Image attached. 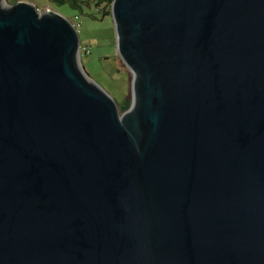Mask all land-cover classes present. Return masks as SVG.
<instances>
[{"label": "water", "instance_id": "1", "mask_svg": "<svg viewBox=\"0 0 264 264\" xmlns=\"http://www.w3.org/2000/svg\"><path fill=\"white\" fill-rule=\"evenodd\" d=\"M111 13L125 121L69 19L0 9V264H264V0Z\"/></svg>", "mask_w": 264, "mask_h": 264}, {"label": "rangeland", "instance_id": "2", "mask_svg": "<svg viewBox=\"0 0 264 264\" xmlns=\"http://www.w3.org/2000/svg\"><path fill=\"white\" fill-rule=\"evenodd\" d=\"M18 1L34 4L40 14L59 13L76 26L81 50L80 61H75L76 68L90 85L95 86L96 82L110 94L116 100L120 114L123 115L130 107L122 112L121 103L128 98L131 106L134 99V73L120 55L117 31L109 7L97 6L95 3L77 7L68 2L59 4L51 0H2L0 9L7 13L9 5ZM86 50H89V54ZM137 121L133 119L131 124L126 121L131 131Z\"/></svg>", "mask_w": 264, "mask_h": 264}, {"label": "trees", "instance_id": "3", "mask_svg": "<svg viewBox=\"0 0 264 264\" xmlns=\"http://www.w3.org/2000/svg\"><path fill=\"white\" fill-rule=\"evenodd\" d=\"M51 1H56L59 4L68 2L70 5L72 6H82L84 4H90V3H95V5L99 6V5H105L107 7H109V10L111 12V5L113 0H51ZM130 107V101L128 98H125L123 103H121V107L120 110L123 112L125 110H127Z\"/></svg>", "mask_w": 264, "mask_h": 264}, {"label": "bare ground", "instance_id": "4", "mask_svg": "<svg viewBox=\"0 0 264 264\" xmlns=\"http://www.w3.org/2000/svg\"><path fill=\"white\" fill-rule=\"evenodd\" d=\"M136 103L137 102H135V105H136ZM135 109L133 108L131 111H129V112H127L126 114H124L123 116H122V121H125L126 119H128L129 117H131L132 115H133V111H134Z\"/></svg>", "mask_w": 264, "mask_h": 264}, {"label": "built area", "instance_id": "5", "mask_svg": "<svg viewBox=\"0 0 264 264\" xmlns=\"http://www.w3.org/2000/svg\"><path fill=\"white\" fill-rule=\"evenodd\" d=\"M80 53H81V50H80ZM86 53L89 54V50H86Z\"/></svg>", "mask_w": 264, "mask_h": 264}]
</instances>
